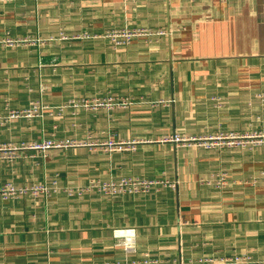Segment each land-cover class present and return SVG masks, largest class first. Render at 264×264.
I'll list each match as a JSON object with an SVG mask.
<instances>
[{"label": "crops", "instance_id": "1", "mask_svg": "<svg viewBox=\"0 0 264 264\" xmlns=\"http://www.w3.org/2000/svg\"><path fill=\"white\" fill-rule=\"evenodd\" d=\"M136 27L166 34L125 45L93 37ZM261 95L264 0H0V144L90 143L0 159V187L51 190L0 197V264L264 262V184L250 183L264 172V147L165 141L264 130ZM96 98L114 108L70 107ZM35 102L50 109L6 119ZM108 140L122 151H105ZM125 176L173 187L73 192ZM126 231L132 244L117 236Z\"/></svg>", "mask_w": 264, "mask_h": 264}, {"label": "built area", "instance_id": "2", "mask_svg": "<svg viewBox=\"0 0 264 264\" xmlns=\"http://www.w3.org/2000/svg\"><path fill=\"white\" fill-rule=\"evenodd\" d=\"M222 2H226L228 0H220ZM166 34V31L163 29L154 30L147 27H136V28H129V29H112L108 30L103 35H97L93 37H105L111 39L116 45H125L133 41L134 39H145L146 41H152L155 37H162ZM84 37L88 38V34H84ZM4 43L13 45L16 41L12 39H6L3 40ZM74 108H85V110H99L101 108L105 109H113L114 108V102L113 99H110L109 101L100 100L98 99L94 104L85 105L84 104H75L74 102H71ZM264 103V98H263ZM130 104V101L128 99L119 101L116 106L121 107H128ZM185 140L183 137L180 136H174L173 138H166L165 141H175V142H182ZM191 142H199L200 145L205 146L207 149H212L216 147H227V148H257V147H264V130H256L253 132H246L239 134L237 132H225L220 133L215 136H207L204 138H191ZM126 143V142H121ZM202 143V144H201ZM62 142H55V141H47L43 143L40 146V149L47 150L51 149L53 147H60ZM110 146H115L116 143L111 141ZM32 146H36V144H33ZM109 146V147H110ZM122 146V144L120 145ZM118 147L116 149H113V147H110V149H113L114 151H122V147ZM37 149V148H36ZM106 150V149H105ZM111 150V151H113ZM6 151L14 152L15 157L14 158H8L7 155L4 153ZM21 149L19 147H14L11 145H0V159L7 160L8 162H16L15 160H18L20 158L19 155H16V153H19ZM214 182V186L216 189H224L227 187L228 182L224 176L218 177L215 180H212ZM264 184V172L259 173L258 175H254L250 178V183L255 185L258 183ZM99 182L91 181L88 189L86 191H99L101 193H106V195H138L142 193H149L154 190L153 186L154 184L152 182H149L148 180H143L139 178H123V179H117V180H110L106 181L102 184H98ZM56 184V183H55ZM15 187V186H14ZM11 185H6L0 187V197L3 199H9L13 198L14 196H26V195H33L37 196L38 194H50L51 191H49V188L46 186L40 185L36 187L35 190H30L27 187H15L14 188ZM70 195L73 194L72 191L69 192ZM82 192H77V195L80 196ZM118 237H123L126 240L127 244H132L133 242V236L129 231L118 233ZM153 263V262H152ZM199 263H207L212 264V260H199ZM255 263V262H254ZM144 264H151L150 261H144ZM221 264H253V261H251V258L249 256H234L232 258H223L221 259ZM264 264V262L259 263Z\"/></svg>", "mask_w": 264, "mask_h": 264}, {"label": "rangeland", "instance_id": "3", "mask_svg": "<svg viewBox=\"0 0 264 264\" xmlns=\"http://www.w3.org/2000/svg\"><path fill=\"white\" fill-rule=\"evenodd\" d=\"M2 42H3V40H2ZM261 97L262 98H264V95H261ZM98 99L96 98V99H92V100H90V99H84V100H75V104H84V106L85 105H88V104H90V105H92V104H94L96 101H97ZM67 107H69V106H67ZM70 107L71 108H73L74 109V107H73V105H70ZM44 109H50L47 105H40L38 102H35V103H33L32 105H31V107L30 108H28V109H26V110H10L9 112H8V114H7V116H6V119H18V118H25V119H31V118H37V117H41L42 116V114L40 113L41 112V110H44ZM85 109V108H84ZM61 108H59V110H58V108L55 110V109H53V110H51V113H49V115L50 116H53V115H58V114H60L61 112ZM184 138V137H183ZM87 139H89V138H87ZM185 140H183L182 142H180V143H183V144H187V145H192V144H195V145H200V143L199 142H191V141H187V140H190V139H188V138H184ZM47 141H54V140H45V141H43V142H31V143H27V142H19V143H3L4 145H6V146H8V145H13L14 147H19L20 149H21V151H19V153H16V155H19L20 156V158H22V157H26V156H31V157H35V158H37L38 157V155L37 154H40V158H44L45 156H46V150H43V149H40V146L39 145H42L43 143H45V142H47ZM111 141H113V140H108V141H105V142H102V146H104L105 147V151H111V150H113V149H116V150H118L117 148L120 146V145H118L117 147H113V146H110L109 144H110V142ZM56 142V141H55ZM59 142H62V144H61V146L63 147V146H65V147H67V146H73V145H88V144H90L89 142L87 143L85 140H83V141H76V140H69V139H65V140H61V141H59ZM59 142H57V143H59ZM127 143V142H126ZM33 144H36V146H32ZM1 145V144H0ZM113 147V149H110V147ZM120 147H122V146H120ZM37 148V149H36ZM48 150V149H47ZM29 151H33L34 153H32V155H29V153H27V152H29ZM6 155H7V157L8 158H14L15 157V155H14V152H11V151H6V152H4ZM19 158V159H20ZM18 159V160H19ZM18 160H15L16 162L18 161ZM123 178H128V179H131V177L130 176H125V177H121V178H119V179H123ZM146 180H148L149 182H152L153 184H154V186H153V189L152 190H154V191H157L158 189H160V188H167V187H173V184H171V182H169V181H165V180H163V179H160V178H154V179H146ZM93 181V180H92ZM57 181H52V185H51V187H53L54 185H55V183H56ZM96 182H99L98 184H99V186H100V184H102V183H104V182H106V181H102V180H99V181H96ZM6 185H11V186H13V184H10V183H7V184H4V186H6ZM38 186H40L39 184H33L32 186H30V187H27V188H29L30 190H35L36 189V187H38ZM14 187V186H13ZM89 187V186H88ZM15 188V187H14ZM88 188H84V189H81V190H75V191H73V192H75L76 194H77V192H82L83 193V191H86ZM49 191H51V190H49ZM97 193H100V194H103V193H101V192H99V191H96ZM42 194H44L45 196H47V194H45V193H42ZM105 195H106V193H104ZM38 195H41V194H38ZM37 195V196H38ZM50 194H48V196H49ZM33 196V195H32ZM33 197H36V196H33ZM10 199V198H9Z\"/></svg>", "mask_w": 264, "mask_h": 264}]
</instances>
